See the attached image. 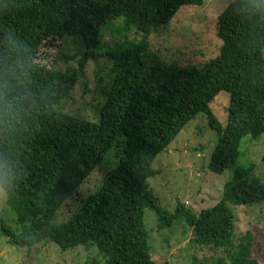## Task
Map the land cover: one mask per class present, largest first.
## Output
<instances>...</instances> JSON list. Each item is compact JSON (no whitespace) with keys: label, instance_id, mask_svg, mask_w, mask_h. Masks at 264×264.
Returning <instances> with one entry per match:
<instances>
[{"label":"trees","instance_id":"1","mask_svg":"<svg viewBox=\"0 0 264 264\" xmlns=\"http://www.w3.org/2000/svg\"><path fill=\"white\" fill-rule=\"evenodd\" d=\"M202 4L0 0V193L5 197L0 218L11 221L0 224V233L9 244L28 249L53 243L62 251L93 247L103 264H160L150 255L143 225L149 208L159 230L184 217L195 243L225 253L194 264H257L252 243L235 237L228 207L264 203V182L253 175L252 164L236 169L220 200L198 214L181 203L172 212L164 210L147 188V179L157 174L154 158L198 114L216 134L207 165L215 174L235 162L244 137L257 140L264 134V0H230L224 6L215 23L217 56L202 67L163 62L148 43L149 31L166 26L180 7ZM115 19L122 20L124 32L141 31L142 38L125 47L103 46L102 29ZM66 38L80 43L77 72L38 62L43 44ZM98 58L110 66L99 79L105 83L96 120L62 112L85 64ZM220 92L228 95L224 126L210 109ZM97 169L103 177L95 190L65 222L55 223L61 206Z\"/></svg>","mask_w":264,"mask_h":264},{"label":"rangeland","instance_id":"2","mask_svg":"<svg viewBox=\"0 0 264 264\" xmlns=\"http://www.w3.org/2000/svg\"><path fill=\"white\" fill-rule=\"evenodd\" d=\"M230 0H203L201 6L185 5L172 17L170 22L157 30H150L148 43L160 60L179 66L202 67L217 56L220 46L215 36L218 14ZM121 19L106 23L102 29L101 43L105 47L116 44L128 46L139 41L143 33L134 30L124 32ZM111 30V31H110ZM79 40L48 41L42 45L38 62L45 63L57 71L77 70L81 58ZM127 44V45H126ZM99 50H102L100 48ZM98 49H96V52ZM95 52V50H94ZM73 57V58H72ZM110 63L98 58L88 61L78 81L62 102L61 111L78 116L87 121H95L99 88L104 85L106 70ZM228 95L220 92L210 103V109L218 122L226 123ZM216 134L208 127L203 114L189 120L163 152L152 161L157 170L154 177L147 179V188L158 199L159 205L169 212L178 203L187 211L198 214L201 210L214 206L221 198L224 185L231 181L236 169L253 165V175L264 182V134L257 140L244 137L239 146V156L222 173L207 169L214 149ZM262 158V159H261ZM103 170H95L78 188L77 192L61 206L55 223L65 222L78 210L80 203L93 192L103 177ZM5 197L0 193V210ZM235 219V237H245L252 243L251 258L257 264H264V203L253 205H228ZM11 223L7 217L0 218V224ZM154 211L145 208L143 225L152 259L160 264H194L196 260L211 263L225 255L221 248L199 245L194 242L192 230L185 218L170 227L158 229ZM236 241V240H235ZM103 264L95 248L77 246L62 251L53 243L38 244L31 248H17L9 244L0 233V264ZM205 263V264H207Z\"/></svg>","mask_w":264,"mask_h":264}]
</instances>
